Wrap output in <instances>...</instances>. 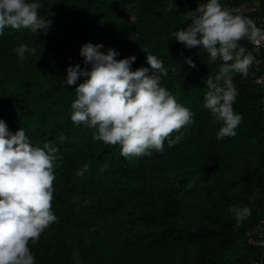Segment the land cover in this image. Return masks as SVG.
Returning <instances> with one entry per match:
<instances>
[{
    "label": "trees",
    "instance_id": "trees-1",
    "mask_svg": "<svg viewBox=\"0 0 264 264\" xmlns=\"http://www.w3.org/2000/svg\"><path fill=\"white\" fill-rule=\"evenodd\" d=\"M199 2L42 0L38 14L52 21L46 32L6 26L0 35V118L13 133L23 128L32 145L59 149L51 201L57 220L29 241L36 264H239L260 256L246 235L263 218L264 88L251 67L247 77L233 75V109L242 120L234 136L218 139L222 122L204 107V97L207 79L223 61H210L202 46L187 48L171 36ZM220 3L264 16V5L244 11L252 0ZM89 41L103 43L102 51L115 48L116 59L135 55L132 70L149 67V75L146 52L164 61L161 86L194 114L192 123L170 134L182 132L180 142L166 140L163 151L125 157L119 144L95 140V128L71 120L75 88L86 77L73 85L63 80L70 64L85 67L79 52ZM21 43L35 52L20 59ZM239 44L255 54L248 39ZM232 205L251 210L239 226Z\"/></svg>",
    "mask_w": 264,
    "mask_h": 264
},
{
    "label": "clouds",
    "instance_id": "clouds-1",
    "mask_svg": "<svg viewBox=\"0 0 264 264\" xmlns=\"http://www.w3.org/2000/svg\"><path fill=\"white\" fill-rule=\"evenodd\" d=\"M41 7L42 0H0V35L6 26L46 32L52 21L38 14ZM185 18L188 23L171 36L187 48L202 46L210 54V61H223L215 77L207 79L204 107L222 122L216 133L218 139L234 136L242 115L233 109L238 89L232 77L237 72L247 77L255 60L239 41L247 38L261 45L264 27L243 15L240 8L222 6L220 0L199 2ZM104 47L103 43H84L79 55L85 67L77 63L66 69L63 84L73 85L78 78L86 77L75 88L71 120L95 128V140L119 144L125 157L151 155V149L163 151L166 140L169 146L180 142L182 132L174 137L170 134L192 123L194 114L161 86L162 75L167 72L164 61L145 51L152 70L149 75V67L132 70L135 55L116 59L119 52L112 47L102 51ZM29 51L35 52V48L27 43L16 48L20 59ZM185 61L195 67L191 57ZM257 79L264 82V77ZM58 151L51 144L32 145L23 128L13 133L0 118V264H36L29 241L35 243L57 220L51 201ZM87 168L83 165L77 175H83ZM229 211L235 216L236 226L251 214L248 206L232 205Z\"/></svg>",
    "mask_w": 264,
    "mask_h": 264
},
{
    "label": "built area",
    "instance_id": "built-area-1",
    "mask_svg": "<svg viewBox=\"0 0 264 264\" xmlns=\"http://www.w3.org/2000/svg\"><path fill=\"white\" fill-rule=\"evenodd\" d=\"M255 20L258 26L264 27V16L251 17ZM254 48L255 60L251 66V69L254 71L255 81L256 83L264 88V82L258 81V77H264V73H262V69L264 67V60L262 59V54L264 52V43L261 45H255L250 42ZM263 109H264V94L262 99ZM247 243L250 247L257 249L260 253L258 258L254 256L248 257L245 261L239 264H264V207H263V218L261 222L253 227L251 230L247 232Z\"/></svg>",
    "mask_w": 264,
    "mask_h": 264
},
{
    "label": "crops",
    "instance_id": "crops-1",
    "mask_svg": "<svg viewBox=\"0 0 264 264\" xmlns=\"http://www.w3.org/2000/svg\"><path fill=\"white\" fill-rule=\"evenodd\" d=\"M263 5H264V0H260V3L258 5L255 3V0H252V4L250 8L252 10H260L262 9Z\"/></svg>",
    "mask_w": 264,
    "mask_h": 264
},
{
    "label": "rangeland",
    "instance_id": "rangeland-1",
    "mask_svg": "<svg viewBox=\"0 0 264 264\" xmlns=\"http://www.w3.org/2000/svg\"><path fill=\"white\" fill-rule=\"evenodd\" d=\"M250 7H251V4L248 3V4H246V6L245 5L243 6V9H244L245 12H247L248 10L254 12L255 10H252ZM245 39H247V38H245ZM245 41H243V42H245Z\"/></svg>",
    "mask_w": 264,
    "mask_h": 264
}]
</instances>
